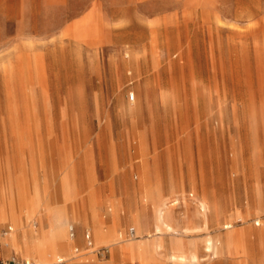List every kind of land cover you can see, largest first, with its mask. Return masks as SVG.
Returning a JSON list of instances; mask_svg holds the SVG:
<instances>
[{"label":"rangeland","instance_id":"rangeland-1","mask_svg":"<svg viewBox=\"0 0 264 264\" xmlns=\"http://www.w3.org/2000/svg\"><path fill=\"white\" fill-rule=\"evenodd\" d=\"M1 193L0 260L264 264V0H0Z\"/></svg>","mask_w":264,"mask_h":264},{"label":"bare ground","instance_id":"bare-ground-1","mask_svg":"<svg viewBox=\"0 0 264 264\" xmlns=\"http://www.w3.org/2000/svg\"><path fill=\"white\" fill-rule=\"evenodd\" d=\"M0 197H1L2 201H3V203H6L7 204V207L9 209V213H10V216L14 218V215L16 214V212H13L11 210L10 204H9L7 198L3 195V193H1ZM30 207L31 208H34V207H36V204L33 201H31ZM199 207H200V211L199 212H200L202 218H204L205 214H207V212H208L207 211L208 210V206L206 205V203L200 202L199 203ZM3 213H4V211L2 210V208H0V218L1 219L4 218L3 217ZM159 216L160 217H158V221H161L162 220L161 215H159ZM229 227L230 226H226L224 228H229ZM63 228H64L63 222L61 223L60 228H58V229L52 228V231L54 232V241H50L48 239V237H46L45 232H43L42 235L41 234H37V235L36 234L35 235L34 234H30V235H27L25 238L32 245V247L36 250V252L38 253L39 257L42 260L45 261V258L47 256H49V254H51V251H53L52 243H54V242L57 243V251H59L60 254H61V250L62 251L65 250L66 244L63 241L64 240ZM164 228H165V231H167V232H171L172 231V229L169 226H167V225H164ZM156 230L159 232L160 231L159 227H157ZM157 234H159V233H157ZM102 238H103V236H102ZM226 238H227L226 239V242H227V246L228 247H234L238 243L237 240L235 239V237L233 238V237H230V236H228V237L226 236ZM75 240L76 239L70 240V241L73 242ZM85 250L86 251H91V253L95 251V250H93L92 247L91 248H86ZM74 251L75 252H78V249L75 248ZM145 251H146V254H147V252H148L147 246L145 247ZM206 252L207 253H212L213 254V257H215L218 254L217 248H215L214 250L212 249V244L210 243V240L206 241ZM59 257H61V256L57 255V258H59ZM23 258H25V257H23ZM25 259H29V258H25ZM189 259H190L189 257L186 258L182 254H177V255H174L173 254L172 256H170L169 261L174 262V263H177V264H187V263L190 262ZM29 260H32V259H29ZM194 260L195 259H193V261ZM32 261H34L35 263H37L35 260H32ZM37 264H39V263H37Z\"/></svg>","mask_w":264,"mask_h":264},{"label":"built area","instance_id":"built-area-1","mask_svg":"<svg viewBox=\"0 0 264 264\" xmlns=\"http://www.w3.org/2000/svg\"><path fill=\"white\" fill-rule=\"evenodd\" d=\"M131 99H133V98L131 97ZM256 225H258V224L256 223ZM11 231H12V228L8 227L7 228V233H9ZM133 232H134L133 229L129 230V234H133ZM67 233H68V238L70 240L76 239V229H75V227L73 225H69L68 226ZM82 239H83V242L85 243V246L87 248H91L92 247V237H91L90 232L84 231L83 234H82ZM0 264H37V263H35L34 261L29 260V259L12 256L10 258L4 259V260H0Z\"/></svg>","mask_w":264,"mask_h":264},{"label":"crops","instance_id":"crops-1","mask_svg":"<svg viewBox=\"0 0 264 264\" xmlns=\"http://www.w3.org/2000/svg\"><path fill=\"white\" fill-rule=\"evenodd\" d=\"M43 231H46V232H45V235H46V237H48V239H49L50 241H54V232L52 231V228L50 229V227H48V226L46 225V228L43 229L39 234L42 235V232H43ZM77 239H78V233H77V230H76V240H77ZM52 246H53V251H57V243H56V242L52 243ZM66 247H67V246H66ZM145 247H146V245H145L144 243H143V245H139V246H138V249H141L140 252H141V255H143V256L146 255ZM16 257H19V256H16ZM21 258H23V256H22ZM25 258H27V257H25ZM29 259H31V258H29ZM32 260H33V259H32ZM35 261H36V260H35Z\"/></svg>","mask_w":264,"mask_h":264}]
</instances>
